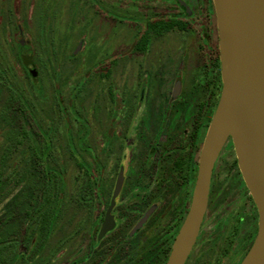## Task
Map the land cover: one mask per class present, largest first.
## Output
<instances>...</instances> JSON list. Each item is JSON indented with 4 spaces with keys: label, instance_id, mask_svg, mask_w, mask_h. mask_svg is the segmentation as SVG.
Wrapping results in <instances>:
<instances>
[{
    "label": "rangeland",
    "instance_id": "obj_1",
    "mask_svg": "<svg viewBox=\"0 0 264 264\" xmlns=\"http://www.w3.org/2000/svg\"><path fill=\"white\" fill-rule=\"evenodd\" d=\"M181 1L190 14L187 28L163 32V25L185 18L176 0H0V102L15 101L27 114L19 118L32 138L41 140L40 133L51 147L65 169V199L74 201L90 176L102 197L101 164L86 172V162L94 157L108 165L103 177L116 179L119 168L112 162L121 161L124 176L134 178L162 112L161 118L168 114L163 143L169 148L177 146L181 131H190L193 104L206 92L203 72L212 68L219 39L216 15L208 14L204 0ZM50 11H56V22ZM147 28L149 41L143 43ZM146 128L151 129L148 138L142 133ZM110 132L120 146L113 154L107 148ZM4 134L0 129V144ZM172 160L165 159L166 171ZM222 160L187 264H240L256 238L258 210L236 164L234 145ZM72 209L64 211L58 225L66 236L57 227L52 247L69 241L75 231ZM76 235L53 264H69L74 247L87 236L85 230Z\"/></svg>",
    "mask_w": 264,
    "mask_h": 264
},
{
    "label": "flooded vegetation",
    "instance_id": "obj_2",
    "mask_svg": "<svg viewBox=\"0 0 264 264\" xmlns=\"http://www.w3.org/2000/svg\"><path fill=\"white\" fill-rule=\"evenodd\" d=\"M56 2L55 7L58 6ZM176 2L178 7L188 14V17L185 16L184 19H179L184 20L187 25V19L190 15L189 10L181 6V3H183L181 0H176ZM78 3H81V1ZM204 3L209 15L212 12L215 13L213 0H204ZM60 8L57 9L60 10ZM56 14V11H50L49 14V18L53 19L54 22L57 20L55 19ZM167 20L168 22L171 21V19ZM148 32L149 28L146 30V36H149ZM54 34L53 32L52 35ZM165 34L167 32L159 37ZM48 36L51 35L48 34ZM203 67L207 68L208 66ZM203 73V85L206 92L202 100L197 99L193 104V113L190 117L192 118V127L188 133L181 131L184 136L180 134L177 146L169 148V144L163 143L168 114L165 118H161L163 117L162 112L159 117L158 128L155 130L153 137L147 139L150 140V144L146 159L141 162L139 173L134 178L124 176L121 161H111L112 165L119 168L116 179L114 175L113 177H103L104 169L106 170L108 165L102 164L99 158L94 157L91 162H86V167L90 168L86 172L96 168L97 163L101 164L100 166L103 169L100 177L102 180L100 183L102 197L100 198V195L95 191L97 183L93 182V178L90 176L85 179L81 192L72 201L74 209L70 210L73 214L70 216L69 221H72V224L74 222L76 228L67 242L71 247L75 242L74 239L78 236L76 235L77 231L85 230L87 236L74 247L69 264H167L176 237L191 207L200 154L221 98L223 84L219 45L218 55L214 59L212 68ZM178 90V86L173 90L174 100L178 98ZM169 108L170 106L168 110ZM205 129L207 130L204 137ZM150 132L151 129L148 128L142 130L146 138L149 137ZM112 134L111 132L108 133L111 141L107 148L109 153L113 154L115 146L116 148L120 146L115 144L118 143L117 141L112 140L114 138ZM231 144L233 145V142L229 139L215 164L208 209L203 224L207 218L213 194L216 192L217 175L223 165L224 153ZM112 154L109 157H112ZM191 157L195 160L196 172L194 179L191 178L189 168H187V162ZM167 158L173 159L169 171H166L164 166ZM180 161L185 162V165L180 167ZM236 162L239 168L238 160ZM150 167L154 168V171L147 179L145 173ZM82 190L85 192L83 193ZM82 195H84V200L80 201L84 203L85 209H78L77 199ZM94 205L96 209H94ZM81 213L82 215H80ZM105 224H107V231L104 235H101ZM203 224L199 237L202 233ZM59 228L64 227L62 225L58 226ZM67 242L61 240L56 242V256L53 261L58 260L66 251L65 245Z\"/></svg>",
    "mask_w": 264,
    "mask_h": 264
},
{
    "label": "water",
    "instance_id": "obj_3",
    "mask_svg": "<svg viewBox=\"0 0 264 264\" xmlns=\"http://www.w3.org/2000/svg\"><path fill=\"white\" fill-rule=\"evenodd\" d=\"M213 3L222 93L200 154L191 207L167 264H186L197 242L213 170L229 139L259 216L256 238L240 264H264V0ZM106 231L107 224L101 235Z\"/></svg>",
    "mask_w": 264,
    "mask_h": 264
},
{
    "label": "trees",
    "instance_id": "obj_4",
    "mask_svg": "<svg viewBox=\"0 0 264 264\" xmlns=\"http://www.w3.org/2000/svg\"><path fill=\"white\" fill-rule=\"evenodd\" d=\"M169 23L162 26L163 32L187 28L181 20ZM158 27L155 24L153 28ZM149 37L141 41L147 43ZM15 103L12 99L5 104L0 102V129L5 132L0 144V264H53L56 248L50 243L64 211L72 207V201L65 199V169L40 133L41 140L32 138L24 118H19L25 113ZM194 163V158H189L187 168L192 179L196 172ZM179 164L182 167L185 162ZM80 200H84V195L77 199V208L85 209ZM58 232L66 236L65 228ZM252 245L253 242L246 254Z\"/></svg>",
    "mask_w": 264,
    "mask_h": 264
}]
</instances>
